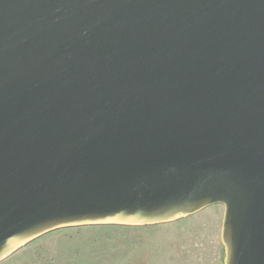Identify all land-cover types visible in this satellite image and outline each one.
Segmentation results:
<instances>
[{
  "label": "water",
  "instance_id": "water-1",
  "mask_svg": "<svg viewBox=\"0 0 264 264\" xmlns=\"http://www.w3.org/2000/svg\"><path fill=\"white\" fill-rule=\"evenodd\" d=\"M213 204L264 264V0H0V262Z\"/></svg>",
  "mask_w": 264,
  "mask_h": 264
},
{
  "label": "rangeland",
  "instance_id": "rangeland-1",
  "mask_svg": "<svg viewBox=\"0 0 264 264\" xmlns=\"http://www.w3.org/2000/svg\"><path fill=\"white\" fill-rule=\"evenodd\" d=\"M224 212L213 204L168 223L60 228L0 264H221Z\"/></svg>",
  "mask_w": 264,
  "mask_h": 264
},
{
  "label": "trees",
  "instance_id": "trees-1",
  "mask_svg": "<svg viewBox=\"0 0 264 264\" xmlns=\"http://www.w3.org/2000/svg\"><path fill=\"white\" fill-rule=\"evenodd\" d=\"M223 250H224V248H223Z\"/></svg>",
  "mask_w": 264,
  "mask_h": 264
}]
</instances>
